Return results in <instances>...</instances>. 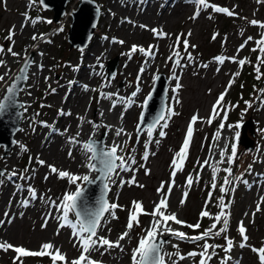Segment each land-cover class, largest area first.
Masks as SVG:
<instances>
[{
  "label": "rangeland",
  "instance_id": "obj_1",
  "mask_svg": "<svg viewBox=\"0 0 264 264\" xmlns=\"http://www.w3.org/2000/svg\"><path fill=\"white\" fill-rule=\"evenodd\" d=\"M95 1L101 8L99 21L87 46L79 49L70 47L66 39L71 22L69 11L77 7L79 0H70L67 3L66 13L59 24L52 22V11L43 8L39 0H0V48L5 49L0 53V60L11 61L10 70H16V74L25 57L29 53L33 54L31 75L21 91L26 98L21 127L15 134V145L6 156H2L0 147V167L5 173H17L11 180L6 176L0 177L3 180L0 184V220L5 221L0 225V242L6 241L33 251L40 250L43 243L51 242L66 255L68 264L78 258L81 249L78 244L74 246L70 228H61L57 235L59 222L54 218H48L46 228L41 227L49 212L54 216L59 215L50 207L51 202L58 204L66 191L75 190V185H70L67 179H60L58 174L51 173L48 165L82 176L87 169L84 166L86 156L82 152V145L88 141L85 139L86 133H94L100 129L116 138L115 132L123 128L125 134L117 137L116 141L124 146V151L118 154L124 155L126 159L131 156L136 163L131 165L132 171L119 172V176L115 177L116 183L110 185L107 199L110 204L121 206L115 210L118 219L106 214L107 223L102 221L103 226L98 232V235L115 242L126 231L132 201L142 202L144 210L150 213L162 195L157 193V189L164 183L167 190L172 183V160L182 147L192 116L198 115V120L193 125V137L187 158L182 170L174 178L172 205L176 207L178 219L193 225L199 221L201 227L193 230L177 225L176 229L194 233L209 228L214 219H201L200 213L207 210L211 217L217 215L220 211L219 200L223 197L225 204L229 205L225 209L229 215L227 231L212 240L215 245L226 246V238L232 239L234 247L230 253H225L223 247H217L209 264H221L226 255L232 258L227 264H259L258 254L251 249L264 247V202H261L264 197V131H261L264 130V92L261 91L264 90V84L260 87L253 84L249 96L239 100L240 103H234L232 98L244 76V65L242 67L238 61L254 58L256 42L264 39L261 35L264 28L259 27L264 24V0H207L210 5L228 9L233 15L217 13L209 7L202 9L195 20L190 19L197 11L193 0ZM252 21H256L257 25H253ZM140 25L147 27L141 28ZM11 29H14V35L9 40ZM151 29L162 30L168 35L158 37ZM33 36L37 39L33 40ZM249 37L252 39L249 40ZM185 38L189 42L187 51L183 43ZM133 45L145 50L151 48L152 54L146 56L138 50L129 58L128 54ZM9 47L19 55L14 57L8 53L6 50ZM174 52H179V66L175 63L177 57ZM189 55L191 60L188 59ZM116 56V71L108 79L105 77L106 62ZM218 57H224L225 62L219 64L216 59ZM259 69V75L264 80V63L259 65ZM2 70L3 66H0V76L3 75ZM36 71L39 77L33 85ZM159 73H163L168 79L166 109L170 106L177 115L167 120V128L158 125L153 130L148 159L144 160L147 129L138 137L135 128L141 115V105ZM256 74L258 75L257 72ZM173 75L179 78L181 84L176 92H173L177 83L172 78ZM8 85L9 83L6 87ZM84 85L88 86L87 91L84 90ZM137 88L140 89L139 92ZM226 89L223 107L218 108V115L209 123L213 105ZM105 90L115 95L110 98L102 97L101 93ZM5 91L6 88L2 96ZM133 92H137L135 97L132 96ZM173 96L180 103H176ZM118 97L124 98V102ZM234 98L238 100L235 96ZM128 99L134 102L127 105ZM114 102L116 106L113 108ZM246 102H251L252 107H248ZM99 108L100 124L90 118V113L93 114ZM61 110L70 111L71 115H60ZM247 120H250V124L245 134L252 140L251 150L244 149L237 143L239 137L236 138V132L240 134L241 124ZM221 123L225 125L223 129L219 127ZM94 124L103 126L95 128ZM65 129L68 131L65 132ZM160 131H164L165 136L160 137ZM217 131L220 132L219 140L215 139ZM225 131L228 134L222 142ZM69 137H75L79 143L70 144ZM156 140H159L158 144ZM220 142V152L227 146L223 163H220V152L216 154ZM233 144L237 148V157L229 165L227 155L231 154ZM70 150L71 156L68 155ZM37 160H43L45 164L41 166ZM205 160L208 164L201 168ZM213 166L219 169L214 181L217 187L214 190L211 187ZM228 167L233 172L230 179H240L224 186L223 180L227 174L223 170ZM146 170L150 174L146 175ZM133 174L137 184L144 187L128 184L121 187L120 180L128 181ZM20 175L27 179H20ZM189 176L193 178L191 188L186 186ZM29 186L36 190L37 199L25 208L21 201L27 198L26 189ZM221 186L225 187V193L220 192ZM185 191L188 196L185 204L180 206L179 202ZM258 203L260 211H256ZM171 209L174 208H169V211ZM5 212L9 213L8 217L4 216ZM69 218L75 219L73 214ZM9 219L11 223L7 222ZM139 220L140 225H134L129 236L122 240L123 251L120 248L107 251L100 249L92 252L91 258L99 264H131L133 249L145 235V229L149 227L152 217L141 214ZM241 221L249 237L246 242L248 246L243 249L239 247L242 238L238 227ZM221 226L222 222L217 225V230ZM163 239L177 244L179 253L185 256L184 260L175 256L166 258L167 264H173V261L175 264H198L199 256L193 258L187 254L202 251L201 245L204 242L179 241L171 236ZM167 245L169 247L166 248V253L177 252L171 244ZM15 255L11 250H0V264H13ZM51 262L49 256L23 258V264Z\"/></svg>",
  "mask_w": 264,
  "mask_h": 264
},
{
  "label": "snow or ice",
  "instance_id": "obj_2",
  "mask_svg": "<svg viewBox=\"0 0 264 264\" xmlns=\"http://www.w3.org/2000/svg\"><path fill=\"white\" fill-rule=\"evenodd\" d=\"M193 2L197 5V11L194 13V15L190 18L195 20L202 9H206L211 7L214 12L217 13H226L229 16L233 15V12L229 11L228 9L220 8L214 5H210L207 0H193ZM35 23L36 21H32ZM48 23H51V21H47ZM253 25H257L256 21L251 22ZM141 28H146V25H140ZM259 27L264 28V24H260ZM62 30V29H61ZM151 31L157 35L158 37H165L168 34L163 33L162 30L157 29H151ZM14 35V29L9 30V36L8 39L11 40ZM188 35L190 36L191 33L189 32ZM264 36V33L261 34ZM43 37H41L42 39ZM37 39V37L33 36V40ZM249 40L252 38L249 37ZM119 42L123 44V41H114ZM180 43V37H177V45ZM184 49L187 51L189 47L188 39H184ZM258 45V49H253L254 51H259L260 53H264V39H261L256 42ZM194 47V46H193ZM243 47V46H242ZM139 50V52L145 54L146 56H150L152 54V49L149 48L148 50H145L144 48L133 45L129 55V58H131V54L135 53ZM5 49L0 48V53H3ZM8 53H11L12 56H18L19 54L15 53L11 47H9L6 50ZM174 56L177 57L175 60V63L177 66L180 64L179 59V52H174ZM172 57H170L171 59ZM188 59L191 60V56H188ZM217 62L219 64H223L225 62L224 57H218L216 58ZM261 60V63H264V57H259ZM245 60H239V65L243 66L245 64ZM5 62L3 60H0V66H3ZM31 67V61L25 60V65L23 68L20 69V72L22 75L16 76L15 80H27V73L28 69ZM42 67V66H41ZM207 67V65H205ZM143 71V69H141ZM256 72L258 73L257 78H260V69L259 67L256 68ZM238 75V73L236 74ZM177 81L175 88L173 89V92H176L180 87L181 84L179 83V78L175 75L172 77ZM0 81H4V76H0ZM231 83V82H230ZM84 90H88V86L84 85ZM139 88H137V92H139ZM264 92V90H261ZM137 92H133L132 96L135 97ZM6 95L0 99V117H2L4 114L7 113L8 109L10 107H16V95H17V84L13 83L12 85L8 86L6 89ZM227 93V89L225 93H222L218 98L216 104L213 105L212 113L210 114L208 122L211 123L213 119L216 118L218 115V108H222L225 95ZM112 95L115 94H107V96L110 98ZM101 96H105L104 93H101ZM151 95L145 98L143 104L141 105L142 109L146 108L148 106V102L151 100ZM118 99L121 102H124V98ZM173 100H175L176 103H180L179 99L176 96L172 97ZM134 101L131 99L127 100V105H131ZM264 103V101H262ZM248 107H252L251 102H246ZM115 102L113 103L112 107L114 108ZM20 107H23L20 105ZM167 113V115L165 114ZM60 115H66L70 116L71 112H64L63 110L60 111ZM103 115V113H101ZM177 115V113L169 106L166 110L162 109L159 114H157L150 123L147 125V140L144 144L145 148V154L143 156L144 160L148 159V147L149 144L153 140V130L157 128L159 125L161 128H167L168 123L167 120L170 119L172 116ZM123 118V113H121V119ZM145 114L142 111L140 116L141 123L144 122ZM224 119H226V113L224 116ZM198 115H193L191 118V121L189 123V126L186 131V137L183 141L182 147L180 148L179 152L176 154V156L172 160V168L173 171L171 173L172 176V183L169 184L167 190H165L164 183L161 184V186L157 189L158 194H162L159 201L155 203V207L153 208L152 212H146L143 208V203L140 201H132V206L129 209V217L128 222L126 225V231L123 232L119 239L115 242L110 241L107 237L98 235L99 229L103 226L102 221L104 223H107V220L105 219L106 214L110 215L113 219H118L116 216L115 210L120 205L116 203H109V201L105 198L107 193L111 190L110 185L116 183L115 177L119 176V172H128L132 171L131 165H134L136 163L135 159L131 156H129L127 159L124 155H119L118 152L124 151V146L113 142L111 146H102L97 141L90 139L87 143H84L82 145V152L86 156V163L85 167L89 170V173L95 172L97 173V176L95 179H93L90 174H84V175H74L69 173L68 171L58 170L53 165H48L49 170L51 173L58 174V178L60 179H67V182L70 185H75L74 191H66L63 194L62 199L60 200V203H56L55 201H52L50 204L51 208H54L59 215L54 216L52 212L48 213V217L45 218L44 223L41 225L42 228H46L48 224V218H54L56 219L58 224L57 229V235H59V230L64 227H68L71 229V235L74 238V246L77 244L79 245V248L81 249V254L78 258L71 261V264H99L98 261H95L91 258V253L94 251H99L100 249H104L107 251L108 249L112 248H120L121 251H123V247L120 244V241L124 240L126 237L129 236V232L133 229L134 225L139 226L140 220L139 217L141 214L143 215H149L152 217V220L150 221L149 227L145 229V235L142 236L137 243V246L135 249H133L131 260L132 264H167L166 258L171 259L173 256L177 257L179 260H184L185 256L181 255L178 251V245L172 244L171 240H164L162 237L164 235H169L175 240L179 241H190L192 243H197L200 241H203L204 243L201 245L202 251L196 252L192 251L189 252L187 255L188 257H200V260L198 264H209L212 257L216 254L215 249L217 247H223V251L225 253H230L234 247V242L232 239L226 238V246H220L215 244H209L207 241L210 238L213 237H219L222 233H225L227 231L228 223H229V215L226 213L225 209L229 206L228 204H225L223 197L219 200V208L220 211L217 215L214 217H211V214L207 210H202L200 213L201 219L205 217H210L214 219V223H212L209 228L205 229L202 233L198 235H192L189 236L185 232L180 231L178 229L173 228L169 221H171L175 225H180L182 227H187L193 230L199 229L201 227V223L198 221L196 224H187L185 221L178 219L177 214L175 212H169V196L172 192V186L175 183V176L178 171L182 170V166L187 158L188 149L190 147V143L193 137V125L197 122ZM161 121H163V124H161ZM47 126V125H45ZM103 125L94 124L95 128L102 127ZM224 123H221L219 125L220 129L224 128ZM107 127V126H104ZM236 127H239V124L236 125ZM65 132L68 131V129L64 130ZM264 131V130H261ZM141 132V128L137 127V136L139 137ZM124 133V129L120 128L115 132V135L117 137L121 136ZM239 132H236V138L239 137ZM159 136L163 137L165 136L164 131L159 132ZM220 138V132L217 131L215 133V139L219 140ZM70 144H78L79 142L76 140L75 137H69ZM157 144L159 143V140L155 141ZM126 143V142H125ZM227 153V146L220 152V163L224 162L225 155ZM69 156L72 155L71 150L68 153ZM237 157V148L236 145L233 144L231 147V154L227 155V163L229 165H232ZM37 162L43 166L45 162L43 160H37ZM208 164V161L205 160L204 164L201 165V168H203L204 165ZM143 166V165H141ZM251 168V165H249V169ZM119 170V171H118ZM219 171V169L215 166H213V175L212 180L213 183L211 185L212 189H216L217 185L214 182L216 179V173ZM227 175L224 177L223 185L228 186L235 182V180H239L240 178L236 177L233 179H230V177H233L232 168L228 167L223 170ZM146 175L150 174L149 170H146ZM7 177V179L11 180L12 177L17 176V173L15 171H12L10 174L5 173L4 171H0V177ZM20 179H27L24 175L19 176ZM199 178V174H197V179ZM47 179V176L45 177ZM78 181L80 183H78ZM99 182V184L102 186L100 195L95 199L94 202H90L87 195H86V185H92ZM3 183V180L0 179V184ZM244 183H247L244 181ZM124 184H128V186L136 185L137 187L143 188L144 185L137 184L135 175L133 174L132 178L128 181L120 180V186L122 187ZM193 184V178L191 176L187 177L186 180V186L188 188H191ZM220 187V192L225 193V187ZM19 189L23 190L22 186H17ZM28 196L27 198L23 199L21 201V205L25 208H27L30 205L31 201H34L37 199V192L34 188L28 187L26 189ZM188 196V192L185 191L183 193V197L180 200V206H183L186 202V198ZM41 199H43L41 197ZM209 199H211V194ZM261 202H264V197L261 198ZM205 208H207V203L205 205ZM256 211H260V204H257ZM70 214H73L75 219H70ZM21 216L23 213L20 214ZM5 217L9 216L8 212L4 213ZM8 223H11V219L7 221ZM222 226L217 230V225L221 224ZM5 223L4 220H0V225H3ZM246 227L243 224V221L240 222L238 227V232L241 236V242L239 243V247L241 249L245 248L247 245V241L249 237L246 235ZM166 244H171L173 248L177 249V252L175 253H166L164 252V247ZM53 249H55L53 251ZM211 249V251H210ZM0 250L4 252H8L9 250L13 251L16 255L13 257V264H23V258L27 257H44L49 256L53 264H57V262H62V264H68V261L66 259V255L61 253L59 248H55V246L51 242H46L41 245L40 250L33 251L28 250L24 248L23 246H14L9 242H0ZM254 253L258 254V260L259 264H264V247H261L259 249L252 248L251 249ZM231 256H225L221 264H227V261L231 260ZM173 264H175V261H173Z\"/></svg>",
  "mask_w": 264,
  "mask_h": 264
},
{
  "label": "water",
  "instance_id": "obj_3",
  "mask_svg": "<svg viewBox=\"0 0 264 264\" xmlns=\"http://www.w3.org/2000/svg\"><path fill=\"white\" fill-rule=\"evenodd\" d=\"M70 0H39V4L45 8L52 11V22L55 24L60 23V19L66 13V5ZM71 16V22L69 24L68 32L66 35L67 42L70 47L83 49L87 46L89 41L91 40L95 28L98 24L101 8L95 0H79L77 7L75 9H71L69 11ZM29 60L32 63L33 54L29 53L21 66L19 67V71L13 77L12 81L8 86L13 83L17 84V95H16V107H10L6 114L0 117V147H2V156H6L9 151L15 145V134L21 127V121L23 117V106L22 101L19 99L20 93L23 90L26 80L16 81L15 77L22 75L20 69L24 67L25 60ZM118 64V56L109 59L106 62L105 69L106 74L105 77L110 79L113 77ZM167 84L168 79L165 77L163 73H159L151 86L150 92L147 95H151V100L148 102V106L143 108L142 111L145 114L144 122L141 123L140 118L138 124L135 128V133L137 135V127L141 128L140 134L147 129L148 123L161 112L162 109L166 110V93H167ZM7 89V88H6ZM6 91L2 98L6 95ZM1 98V99H2ZM141 111V112H142ZM141 116V115H140ZM248 124H250V120L245 121L241 124L240 127V135L237 140V143L240 144L244 149H252V140L245 134ZM252 131V130H251ZM92 140L97 141L100 145H105V133L96 138H90ZM88 139V141L90 140ZM87 141V142H88ZM0 171H4L3 168L0 167ZM5 172V171H4ZM97 173L92 177L95 179ZM87 191L86 195L90 202H94L95 199L100 195L102 186L99 182L86 185ZM108 193L106 195L107 199ZM108 200V199H107ZM163 239V238H162ZM50 264H53L51 262ZM59 264V263H57Z\"/></svg>",
  "mask_w": 264,
  "mask_h": 264
},
{
  "label": "bare ground",
  "instance_id": "obj_4",
  "mask_svg": "<svg viewBox=\"0 0 264 264\" xmlns=\"http://www.w3.org/2000/svg\"><path fill=\"white\" fill-rule=\"evenodd\" d=\"M109 14H111V13H109ZM10 66H11V61H9V62L5 61V64L3 65V70H2L3 75H1V76H4V81H0V98H1V96H2V94L4 92V90H5V88H7L6 87L7 84L10 83L12 81L13 77L16 75L15 74L16 70L11 71L10 70ZM41 68L42 67L40 66L39 69H41ZM31 70H32L31 68L28 69V73H27V77L28 78H27V80H29V78H30ZM38 77H39V74L36 71L34 73V76H33V80H34L33 81L34 82L33 85L35 84L36 79ZM27 80H26V82H27ZM76 85H78V83H76ZM103 93L105 94V96H107V94H109L108 93V90H105ZM25 98H26V95L24 94V92H22L20 94V96H19V99L22 101V103H24V99ZM100 110H101L100 108L99 109H95L94 112H93V114H92V112L90 113V118H92L93 121L94 122H97L98 124L101 123V121H100V115L98 114V112H100ZM91 115L93 117H91ZM102 133H103V131H101L100 129L99 130H96L94 133L87 132L86 135H85V137H86L85 139L88 140L90 138H96V137L102 135ZM104 133H105V145H106V147L107 146H111L113 144V142H116L117 143V141H116V138L117 137L116 138L110 137V135L107 132H104ZM227 134H228V131H225L224 132V135L222 137V142L226 139ZM222 142H220V144H219V146H218V148L216 150V154H218L220 152V148H221ZM86 174H90V176L93 177L96 173L95 172L89 173V170L86 169ZM172 199H173V195H172V192H171V194L169 196L168 203H169V208H172L173 207L174 209H171L172 211H169V209H168L169 212H175V210H176V207L174 205H172ZM171 205H172V207H171ZM169 224L173 228L176 229V226L177 225L173 224L171 221H169ZM166 236H169V235H164L162 238H165ZM118 239H119V237L116 238V241ZM121 243H122V241H120V244ZM168 247H169V245L166 244L165 247H164V252H165L166 248H168Z\"/></svg>",
  "mask_w": 264,
  "mask_h": 264
},
{
  "label": "trees",
  "instance_id": "obj_5",
  "mask_svg": "<svg viewBox=\"0 0 264 264\" xmlns=\"http://www.w3.org/2000/svg\"><path fill=\"white\" fill-rule=\"evenodd\" d=\"M262 38H264V36ZM255 46H256L255 48L258 49V45L256 44ZM254 54H255L254 58L249 57V58L244 59L246 61L244 64V76L242 77V79L240 81L239 87H237L236 94H234V96L238 100H236L234 98V96L232 98V101L236 104L240 103V101L244 100L245 98H247V96H249L250 90H251L253 84L258 85V87H260L264 84V80L261 77L258 79L257 74H256V68L259 67V65H261V60L259 59V57H263V53H260L257 50V51H255ZM200 233H202V230L196 231L194 233L188 232L186 234L189 236H192V235H198ZM212 239H214V238H210L208 240V243L213 244L214 240H212ZM199 243H203V241H200Z\"/></svg>",
  "mask_w": 264,
  "mask_h": 264
}]
</instances>
